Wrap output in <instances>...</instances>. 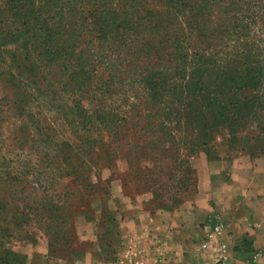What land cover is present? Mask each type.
<instances>
[{
    "label": "trees",
    "instance_id": "16d2710c",
    "mask_svg": "<svg viewBox=\"0 0 264 264\" xmlns=\"http://www.w3.org/2000/svg\"><path fill=\"white\" fill-rule=\"evenodd\" d=\"M132 1L3 0L0 3V84L9 91L6 94L0 91V219L8 203L16 198L15 183L26 180V175L33 180L45 173L67 175L70 169L73 173L80 171L79 176L86 172L83 167L74 170L52 164L70 160L65 153L72 150L89 156L100 141V125L108 131L103 145L125 142L122 148L116 146V152L120 151L134 170L136 187H140L136 192H149L153 202L166 201L155 205V209H173L184 201L189 187L196 186L188 160L192 147L184 146L185 152H180L184 140L171 135L169 124H165L167 117L159 118L160 113L150 109L164 105L162 96L157 90L147 94L134 86V81L135 85L140 84L138 77H148L151 68L163 62L160 56L170 54L167 47L179 43L175 42V33L157 16L128 6ZM161 1L173 10L186 13L188 26L200 30L197 40L201 36L219 35L223 18H228L217 13L212 16L217 18L216 26L213 19H203L201 24L200 14H212L210 0ZM153 83L163 85L161 90L165 91L164 84ZM114 93L122 97L123 105L112 108L115 104L108 103L106 109V104L95 103ZM87 97L91 98V104L84 102ZM172 99H168L164 108L176 116L172 125L179 131L180 118L185 115L181 108L195 101L187 103L186 95ZM139 105L146 110L144 114L137 109ZM121 107L127 108L126 119L116 114ZM46 114L54 115L53 120H48ZM194 121L199 122L194 124L196 130L189 128V131L198 138H211V131L197 126L203 119L196 117ZM11 122L16 128L9 132ZM124 126L128 134L118 138V131ZM11 146L15 147L9 149ZM24 150L43 153L34 162L31 159L20 163L19 151ZM104 155L110 159L116 153L106 150ZM139 157L145 162L142 166L135 164ZM33 181L39 184V180ZM169 181L175 184L174 191L167 184ZM7 189L11 200L5 195ZM15 219L12 214L10 220ZM8 233L9 229L3 227L0 240ZM11 259L24 264L18 255L0 244V264H11Z\"/></svg>",
    "mask_w": 264,
    "mask_h": 264
},
{
    "label": "rangeland",
    "instance_id": "374dc122",
    "mask_svg": "<svg viewBox=\"0 0 264 264\" xmlns=\"http://www.w3.org/2000/svg\"><path fill=\"white\" fill-rule=\"evenodd\" d=\"M210 1L212 14H200L198 21L201 24L203 19H213L216 26L217 18L212 16L217 13L228 18H223L225 20L219 28V35L215 33L210 38L201 36L200 40H197L200 30L194 29L193 25L188 26L190 20H186V13L181 10H173L161 0H133L128 3V6L136 7L142 13L157 16L167 29L175 33V42L179 43L167 47L170 54L163 58L160 56L163 62L153 66L148 77H138L140 84L135 85L134 81V86L147 94L157 90V94L162 96L164 105L150 109L159 112V118L167 117L165 124H169L171 135L184 140L180 152H185L184 146L192 147L188 160L195 180L203 162L218 163L220 168L225 169L226 176H229V166L237 162L245 166L241 169L243 174L240 177L246 181L252 177L248 174V166L256 169L254 176L262 186L257 190L262 191L258 192L253 203L260 208L264 221V0ZM153 82L164 84L165 91L161 90L163 85L156 87ZM0 91L9 93L3 84H0ZM182 95H186L187 103L195 102L181 108L185 115L180 118L177 131L172 125L177 120L176 116L164 107L168 99ZM87 98L84 102L91 104V98ZM95 103L106 104L108 109V103H114L113 108L123 105V99L114 93L112 97H102ZM206 103L209 105L206 106ZM126 109L121 107L116 111L118 118H127ZM137 109L141 114L146 112L141 105ZM196 117L203 119L197 126L211 131V138H198L189 131V128L196 130L194 124L199 123L194 121ZM46 118L53 120L54 115L46 114ZM186 122L189 125H184ZM15 128L11 122L8 131ZM98 129L100 141L89 156L72 150V154L65 153L70 160L52 164L53 167H73L74 170L83 167L86 172L80 176L77 175L80 171L73 173L72 169L67 175L45 173L37 179L33 178L39 180V184H35L26 175V180L15 183L17 201L15 197L11 200L9 190H6L5 195L11 203H8L0 219V230L6 227L9 233L2 236L0 244L18 255L24 264H78L77 260L71 259L72 254L80 256L82 251L92 248L89 239L86 241L83 237H93L100 244L108 240L112 243V237L117 236L114 224L120 216L123 218L135 211L140 216L154 214L161 211L155 209V205L166 203L160 199L153 202L149 192H136L140 187H136L134 170L121 157L122 153L116 152V146L122 148L125 142L114 141L103 145L102 140L108 138V131L101 125ZM127 131V127H121L118 138L125 137ZM106 150H113L116 155L107 159L104 155ZM67 151L64 149V152ZM19 152L20 163L31 159L34 162V158L43 153L42 150ZM135 164L142 166L145 162L139 157ZM167 184L174 191L175 184L171 181ZM189 189L183 202L194 198L197 181L196 186ZM12 214L15 220H10ZM260 227L264 231V224ZM241 245L237 244L235 249H240ZM259 246L261 253H264V243L260 242ZM251 247L252 243L245 248L250 251ZM138 251L135 247L130 248L126 255L134 253L138 264H141ZM10 263L17 264L12 259Z\"/></svg>",
    "mask_w": 264,
    "mask_h": 264
},
{
    "label": "crops",
    "instance_id": "0c3cea01",
    "mask_svg": "<svg viewBox=\"0 0 264 264\" xmlns=\"http://www.w3.org/2000/svg\"><path fill=\"white\" fill-rule=\"evenodd\" d=\"M211 163L203 162L197 170L192 200L154 214L120 216L112 243L83 237L92 248L80 256L73 253L71 259L78 264H123L127 251L135 247L141 264H264L259 246L264 243V221L253 203L262 191L257 190L262 186L254 176L256 169L248 166L254 178L246 181L240 177L245 166L234 162L226 176L225 169ZM246 243H252L250 251ZM237 244H242L238 250Z\"/></svg>",
    "mask_w": 264,
    "mask_h": 264
},
{
    "label": "built area",
    "instance_id": "2783aa9c",
    "mask_svg": "<svg viewBox=\"0 0 264 264\" xmlns=\"http://www.w3.org/2000/svg\"><path fill=\"white\" fill-rule=\"evenodd\" d=\"M217 230V228H215V231ZM203 247H205V244L202 245ZM126 259H125V264H138V261L135 256L134 253H130L129 255H126L125 256Z\"/></svg>",
    "mask_w": 264,
    "mask_h": 264
}]
</instances>
